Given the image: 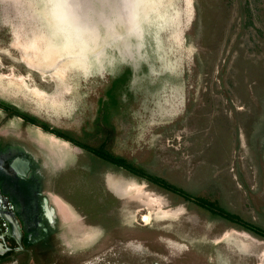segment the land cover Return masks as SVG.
I'll use <instances>...</instances> for the list:
<instances>
[{"label": "rangeland", "instance_id": "1", "mask_svg": "<svg viewBox=\"0 0 264 264\" xmlns=\"http://www.w3.org/2000/svg\"><path fill=\"white\" fill-rule=\"evenodd\" d=\"M86 3L64 29L45 0H0V103L78 143L5 121L59 166L71 264H264V239L79 146L102 124L112 155L264 230V0Z\"/></svg>", "mask_w": 264, "mask_h": 264}, {"label": "flooded vegetation", "instance_id": "2", "mask_svg": "<svg viewBox=\"0 0 264 264\" xmlns=\"http://www.w3.org/2000/svg\"><path fill=\"white\" fill-rule=\"evenodd\" d=\"M13 117L56 130L0 103V264H71L77 254L64 235L67 217L51 194L59 166L37 138L5 127Z\"/></svg>", "mask_w": 264, "mask_h": 264}, {"label": "trees", "instance_id": "3", "mask_svg": "<svg viewBox=\"0 0 264 264\" xmlns=\"http://www.w3.org/2000/svg\"><path fill=\"white\" fill-rule=\"evenodd\" d=\"M42 127L45 130H48V126L43 124ZM108 129V128H106ZM53 132L57 137H60L66 141H71L72 143L78 145L71 137L67 136L64 133H61L59 130H54L51 131ZM101 132L103 136V140L98 144V146L93 149L90 148L87 145H79L81 148L91 152L93 155H95L97 158L101 159L104 162L110 163L116 167H121L125 169L127 172L131 173L133 176L137 178H142L145 179L148 183L151 185H154L158 188H161L165 191L172 192L176 195H178L182 200L192 202L193 204L197 205L198 207H201L205 209L211 216L213 217H218L220 219L226 220L241 230L255 236L264 239V230H261L257 227H254L252 224L245 222L241 220L238 216L232 215L226 210H224L221 206L218 205L216 202H212L208 199H204L201 197L193 196L181 189H178L174 187L173 185L169 184L163 179L156 178L150 175L145 174L142 172L139 168L134 167L133 165H130L129 163H126L123 159L116 157L112 155L108 150H107V141L110 140L112 132H108L106 134V130L104 127H102L101 124Z\"/></svg>", "mask_w": 264, "mask_h": 264}, {"label": "bare ground", "instance_id": "4", "mask_svg": "<svg viewBox=\"0 0 264 264\" xmlns=\"http://www.w3.org/2000/svg\"><path fill=\"white\" fill-rule=\"evenodd\" d=\"M161 1V0H160ZM191 1V0H190ZM161 4V3H160ZM190 4V3H189ZM188 5V4H187ZM188 9V8H187ZM188 11V10H187ZM191 13V12H190ZM52 17V16H51ZM188 17V16H187ZM191 17V16H190ZM52 19L53 20H55V22H58V23H60V25L65 29V24H66V21H65V19H64V17H63V13H58L57 15H56V17L55 18H53L52 17ZM86 27V26H85ZM76 29H82V27H77ZM174 35V34H173ZM176 36V35H175ZM175 36H174V38H175ZM32 45L34 46V47H38L39 46V44L35 41V42H33L32 43ZM67 47V45L65 46V48ZM28 49L27 48H24V50L23 51H27ZM22 54V53H21ZM24 55V54H23ZM36 54H34V56H35ZM26 56V55H25ZM25 62H26V64H28V66L30 65V66H34L33 65V62L31 61V58H26L25 59ZM39 63L37 62L36 63V65H38ZM43 65V64H42ZM27 66V65H26ZM30 68V67H29ZM37 69V68H36ZM41 70V69H40ZM63 71H61L60 72V74L62 73ZM18 80L20 81V84H24V80L20 77V78H18ZM21 88V87H20ZM34 94L37 96V97H39V98H41V99H45V94L43 93V92H41L39 89H34ZM39 101V100H38ZM54 140V139H53ZM59 142V141H58ZM61 145V144H60ZM59 145V146H60ZM66 145V144H65ZM65 151V150H64ZM135 189V187H134V185H132V184H130L129 186H127L126 187V191H128V192H132L133 190ZM137 190V189H136ZM135 190V191H136ZM138 192H143L142 190H137ZM138 192H136V193H138ZM144 193V192H143ZM145 197H146V199L148 198L149 200H145L146 201V204L147 205H150V204H157L158 206H159V203L160 202H158V201H155V200H152V199H150L149 198V196L148 195H145ZM56 198V197H55ZM53 199H54V197H53ZM55 200H57V199H55ZM56 204H57V206H59V208H60V211L61 212H64V213H72L71 211H69V209H67L66 208V204L64 203V202H62L60 199H58L57 200V202H56ZM165 213H167V212H164V216H166V214ZM71 217V216H70ZM70 217H68V215H67V218L68 219H70ZM150 221V218H149V215H147V214H144L142 217H141V222H143L144 224H147L148 222ZM241 237H247L248 239H250L248 236H246L245 234H243V235H240ZM250 240H252V239H250ZM253 241V240H252ZM255 241V240H254Z\"/></svg>", "mask_w": 264, "mask_h": 264}, {"label": "clouds", "instance_id": "5", "mask_svg": "<svg viewBox=\"0 0 264 264\" xmlns=\"http://www.w3.org/2000/svg\"><path fill=\"white\" fill-rule=\"evenodd\" d=\"M46 5L48 6L46 11L53 18L56 17L58 13H63V17L65 21L69 24L71 23V5L75 3L76 7L81 11H87V3L86 0L82 3V0H45Z\"/></svg>", "mask_w": 264, "mask_h": 264}, {"label": "water", "instance_id": "6", "mask_svg": "<svg viewBox=\"0 0 264 264\" xmlns=\"http://www.w3.org/2000/svg\"><path fill=\"white\" fill-rule=\"evenodd\" d=\"M156 264H158V263H156Z\"/></svg>", "mask_w": 264, "mask_h": 264}]
</instances>
